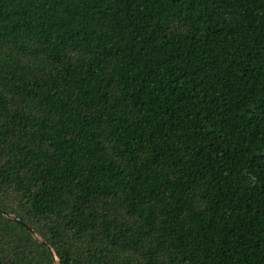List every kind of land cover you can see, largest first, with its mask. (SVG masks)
Wrapping results in <instances>:
<instances>
[{
    "label": "trees",
    "instance_id": "16d2710c",
    "mask_svg": "<svg viewBox=\"0 0 264 264\" xmlns=\"http://www.w3.org/2000/svg\"><path fill=\"white\" fill-rule=\"evenodd\" d=\"M0 209L60 264H264V0H0ZM0 264H53L0 214Z\"/></svg>",
    "mask_w": 264,
    "mask_h": 264
},
{
    "label": "water",
    "instance_id": "95a60500",
    "mask_svg": "<svg viewBox=\"0 0 264 264\" xmlns=\"http://www.w3.org/2000/svg\"><path fill=\"white\" fill-rule=\"evenodd\" d=\"M0 214L3 215L4 217L10 219V220H13L17 223L22 224L26 229H28V231L32 234L34 239L37 240L40 244L44 245L50 251L52 259H53V264H60V260L57 257L53 248L42 237H40L32 228L27 226L19 217L15 216L13 214L7 213L6 211H4L2 209H0Z\"/></svg>",
    "mask_w": 264,
    "mask_h": 264
}]
</instances>
